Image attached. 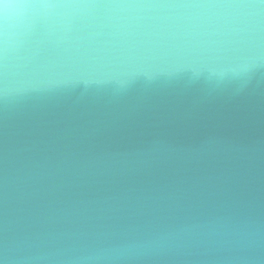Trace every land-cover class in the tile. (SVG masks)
I'll return each mask as SVG.
<instances>
[{
  "label": "water",
  "instance_id": "obj_1",
  "mask_svg": "<svg viewBox=\"0 0 264 264\" xmlns=\"http://www.w3.org/2000/svg\"><path fill=\"white\" fill-rule=\"evenodd\" d=\"M5 15L0 7V251L7 243L18 257L69 247L66 238H45L42 231L75 230L81 223L46 227L20 219L14 182L21 158L17 148L36 142V154L56 158L57 140L68 110L84 106L119 107L118 95L134 86L139 98L172 97L190 90L199 97L222 72L248 56L264 61V3L260 0H21ZM255 5L257 9L242 6ZM247 11L259 13L251 29ZM231 23L229 30L225 27ZM183 37L185 41L157 37ZM116 38L137 41L129 47ZM89 55H85V52ZM253 121L239 129L264 137V71L255 74L242 97ZM41 106L52 109L34 112ZM186 105L166 104L142 119L131 134L113 138V147H134L154 136L196 139L232 135L239 111L229 105L204 108L191 120L177 117ZM59 108L56 109V108ZM180 215L224 216L226 223L197 230L181 242L174 264H264V157L254 160L246 204L221 208L206 202ZM123 221H105L119 223Z\"/></svg>",
  "mask_w": 264,
  "mask_h": 264
},
{
  "label": "clouds",
  "instance_id": "obj_2",
  "mask_svg": "<svg viewBox=\"0 0 264 264\" xmlns=\"http://www.w3.org/2000/svg\"><path fill=\"white\" fill-rule=\"evenodd\" d=\"M246 16L251 29L259 13L247 11ZM225 27L235 30L231 23ZM170 39L192 42L168 36L141 42ZM117 40L129 47L137 43L129 38L109 43ZM261 71L264 61L248 56L222 72L214 86L201 88L199 97L185 90L170 98H139L129 86L118 94L128 100L119 107L68 110L71 119L57 121L64 128L57 137L63 150L56 158L38 156L36 142L25 140L17 148L21 167L14 177L20 219L42 227L60 221L82 226L60 233L42 231L45 238L72 241L54 252L21 258L6 243L0 264H174L182 241L229 219L179 213L206 202L221 208L246 204L252 164L264 157V137L254 139L239 131L253 121L248 107L239 110L245 106L242 97L249 84ZM0 95L6 97V90ZM169 103L186 105L177 117L181 122L191 121L204 108L233 106L239 111L237 131L187 140L157 135L131 148L113 147L114 137L131 134L142 119ZM50 109L39 107L35 118ZM113 220L123 222L105 223Z\"/></svg>",
  "mask_w": 264,
  "mask_h": 264
},
{
  "label": "snow or ice",
  "instance_id": "obj_3",
  "mask_svg": "<svg viewBox=\"0 0 264 264\" xmlns=\"http://www.w3.org/2000/svg\"><path fill=\"white\" fill-rule=\"evenodd\" d=\"M261 3H264V0H260ZM23 4L21 0H0V7L4 9V14H7L9 9L20 8Z\"/></svg>",
  "mask_w": 264,
  "mask_h": 264
}]
</instances>
